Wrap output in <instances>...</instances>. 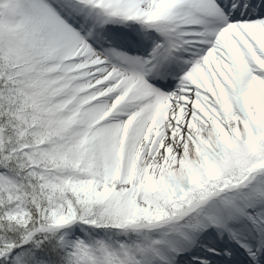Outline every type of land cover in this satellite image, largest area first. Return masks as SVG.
<instances>
[{
    "label": "snow or ice",
    "instance_id": "snow-or-ice-1",
    "mask_svg": "<svg viewBox=\"0 0 264 264\" xmlns=\"http://www.w3.org/2000/svg\"><path fill=\"white\" fill-rule=\"evenodd\" d=\"M0 264H264V0H0Z\"/></svg>",
    "mask_w": 264,
    "mask_h": 264
}]
</instances>
